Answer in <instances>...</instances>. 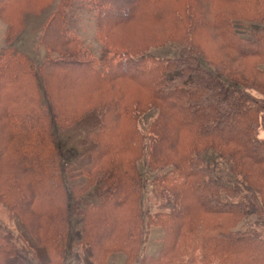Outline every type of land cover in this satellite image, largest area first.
<instances>
[{"label": "trees", "instance_id": "obj_1", "mask_svg": "<svg viewBox=\"0 0 264 264\" xmlns=\"http://www.w3.org/2000/svg\"><path fill=\"white\" fill-rule=\"evenodd\" d=\"M86 1L97 55L71 31L73 0H0L9 44L56 3L37 73L23 53L0 51V204L15 224L0 221V264H69L75 246L81 264L116 253L123 264H264V0ZM167 43L175 57L144 53ZM53 125L77 148L65 166ZM140 161L153 211L141 204ZM152 227L162 229L154 255Z\"/></svg>", "mask_w": 264, "mask_h": 264}, {"label": "rangeland", "instance_id": "obj_2", "mask_svg": "<svg viewBox=\"0 0 264 264\" xmlns=\"http://www.w3.org/2000/svg\"><path fill=\"white\" fill-rule=\"evenodd\" d=\"M54 3L51 7L44 10L39 16H29L26 18L24 27L20 33H18L13 40L9 43H5L4 34L6 29V23L0 17V51L7 48H13L23 53L30 61L32 68L37 73L38 65L41 62L44 50L40 47L39 41L42 34V23L53 10ZM94 9L87 3L86 0H73L72 6L68 9L69 26L71 31L78 36L82 41L83 47L90 53L97 55L101 47L100 41L96 36V27L94 19ZM147 20H143L142 24H145ZM249 25V24H248ZM259 24H252V28H257ZM249 27V26H247ZM237 28H239L237 26ZM247 29V28H246ZM244 29V30H246ZM179 46L167 43L159 47H150L144 53L155 58H171L178 54ZM39 86L41 92H43L41 81L39 80ZM71 93V89H69ZM254 93V92H253ZM255 94V93H254ZM260 97L259 94H255ZM43 103H48L43 97ZM154 115V111L142 116L139 120V126L147 132V124ZM53 133L56 135L58 142V149L60 151L62 165L65 166L74 157L77 152L75 142L72 141L70 136L60 133L56 127H52ZM264 134V129L260 130V136ZM204 159L210 163L214 174L219 176L221 180L229 184L231 182V175L228 171L226 163L220 159L214 152L207 151L204 155ZM143 179V193H142V207L153 211L155 209V200L150 192V179L153 175L152 172L148 171L146 165L140 161L138 164ZM81 206V204L79 205ZM0 221L8 228L14 230V220L9 217L7 209L0 204ZM72 233L69 236V242L76 244L80 239L79 232V216L71 213L70 216ZM162 235V229L160 227H152L150 230L149 238L145 244V252L147 254L154 255L157 253L160 247V237ZM78 246H75V254L69 262V264H80L78 259ZM124 255L121 253L112 254L107 264H123Z\"/></svg>", "mask_w": 264, "mask_h": 264}, {"label": "crops", "instance_id": "obj_3", "mask_svg": "<svg viewBox=\"0 0 264 264\" xmlns=\"http://www.w3.org/2000/svg\"><path fill=\"white\" fill-rule=\"evenodd\" d=\"M81 264V263H80Z\"/></svg>", "mask_w": 264, "mask_h": 264}]
</instances>
